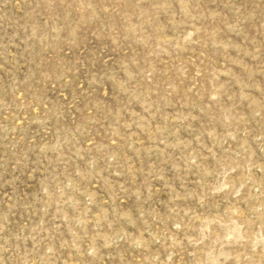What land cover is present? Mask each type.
Listing matches in <instances>:
<instances>
[{"label":"rangeland","instance_id":"obj_1","mask_svg":"<svg viewBox=\"0 0 264 264\" xmlns=\"http://www.w3.org/2000/svg\"><path fill=\"white\" fill-rule=\"evenodd\" d=\"M0 264H264V0H0Z\"/></svg>","mask_w":264,"mask_h":264}]
</instances>
